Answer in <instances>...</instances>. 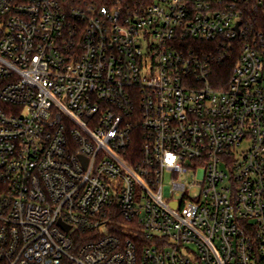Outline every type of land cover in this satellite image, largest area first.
<instances>
[{"label": "built area", "instance_id": "1", "mask_svg": "<svg viewBox=\"0 0 264 264\" xmlns=\"http://www.w3.org/2000/svg\"><path fill=\"white\" fill-rule=\"evenodd\" d=\"M0 264H264L261 0H0Z\"/></svg>", "mask_w": 264, "mask_h": 264}, {"label": "trees", "instance_id": "2", "mask_svg": "<svg viewBox=\"0 0 264 264\" xmlns=\"http://www.w3.org/2000/svg\"><path fill=\"white\" fill-rule=\"evenodd\" d=\"M253 1H257V0H253ZM261 1H262L263 8H264V0H261ZM238 57H239V52L237 51V49L228 51V58L224 61L222 65L220 64L221 66L217 67L215 76L224 81L229 79L231 71L235 63L237 62ZM132 151L134 153H137L138 151L137 146H134Z\"/></svg>", "mask_w": 264, "mask_h": 264}, {"label": "rangeland", "instance_id": "3", "mask_svg": "<svg viewBox=\"0 0 264 264\" xmlns=\"http://www.w3.org/2000/svg\"><path fill=\"white\" fill-rule=\"evenodd\" d=\"M170 179H171V174L170 173H165L164 175V184L169 185L170 184Z\"/></svg>", "mask_w": 264, "mask_h": 264}, {"label": "water", "instance_id": "4", "mask_svg": "<svg viewBox=\"0 0 264 264\" xmlns=\"http://www.w3.org/2000/svg\"><path fill=\"white\" fill-rule=\"evenodd\" d=\"M65 230H69V228H68V227H66V228H65Z\"/></svg>", "mask_w": 264, "mask_h": 264}]
</instances>
